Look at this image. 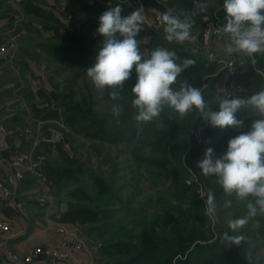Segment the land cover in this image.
Wrapping results in <instances>:
<instances>
[{"label":"rangeland","instance_id":"obj_1","mask_svg":"<svg viewBox=\"0 0 264 264\" xmlns=\"http://www.w3.org/2000/svg\"><path fill=\"white\" fill-rule=\"evenodd\" d=\"M171 1L0 0V21L5 22L0 30V48H4L0 69L17 76L18 95L31 97L33 92L37 107L34 129L21 137L16 135L21 146L13 151L33 150L35 154H44L43 170L51 182L41 186L26 171L23 183L36 191L33 196L47 197L46 203L38 200L46 208L62 214L70 206L99 213L100 219L85 227L88 233L84 229L85 234L93 235L101 243L97 247L96 264L128 261L142 248L143 231H149L156 240H166L167 244L157 252V264H165L185 242L183 237L193 232L198 239L189 251L195 246L193 251L203 250L202 254L196 253L205 258L199 264H264V216L250 218L242 229L232 233L227 221L245 216V204L237 203L234 196H225L215 184L216 178L203 176L197 166L207 148H212L218 158L234 136L224 128L212 127L197 111L181 118L167 107L151 122L135 121L132 131L121 120L135 110L131 105L135 83L127 80L119 98L113 100L108 95L111 89H96L87 76V68L95 61L84 65L76 60L77 55H72L70 48L80 44L72 40L79 37L86 52L97 54L103 37L96 29L99 16L107 7L119 4L130 11L142 7L146 22L137 40L144 58H149L157 47H163L185 53L177 63L195 60V65L186 68L173 87L178 88L187 76L195 78L191 86L202 88L206 102L214 111L218 109L216 99L227 97L226 89L227 94H236L230 98H248L264 89L259 81L224 82L223 65L204 53L206 28L200 14L194 17L195 44L166 41L162 29L151 25L153 19H149L146 7L147 4L158 6L160 14L176 8ZM180 5L182 9L189 5L187 10H194L193 1L188 4L184 0ZM199 20L203 25L198 24ZM158 40L162 41L155 46L153 43ZM193 49H196L195 57ZM208 80L214 82L212 91L206 85ZM239 88L240 93L236 91ZM115 105L123 106L119 117L112 114ZM253 120L244 122L236 134L248 131ZM170 124L175 129L169 131ZM164 133L165 137L156 144ZM211 188L218 205L215 220L206 215V195ZM228 199L233 204L225 208ZM224 232L243 239L238 246L229 244L222 240ZM187 253L176 255L172 264H180L179 259L187 262Z\"/></svg>","mask_w":264,"mask_h":264},{"label":"clouds","instance_id":"obj_2","mask_svg":"<svg viewBox=\"0 0 264 264\" xmlns=\"http://www.w3.org/2000/svg\"><path fill=\"white\" fill-rule=\"evenodd\" d=\"M194 10L177 11L173 8L161 12L158 22L163 28L164 38L168 42L195 44L193 35L194 17L206 13V0H193ZM226 13L222 31L229 42L225 51L228 54L244 53L248 56L264 54V0H224ZM121 5L117 4L105 10L99 16L96 32L103 37L95 63L87 68V76L94 87L108 92L111 99L120 96L124 83L131 78L135 66L137 80L132 87L134 99L132 107L136 110L135 120L151 122L158 118L165 107L173 109L181 118L197 111L212 127L239 129L244 122L236 113L247 108L254 111L258 118L253 120L246 132H240L228 140L226 151L215 157L212 148H207L202 160L197 162L201 174L216 178L215 184L227 197H235L237 203L245 204V216L227 221L232 233L238 232L258 214L264 216V89L254 92L248 98H217L218 111L212 110L204 98L202 88H196L182 81L179 87L178 76L195 60L179 59L176 52L157 47L149 58L140 51L137 36L146 22L142 7L130 14L123 15ZM205 19L207 17L205 16ZM196 49H193V55ZM122 105H115L112 114L119 117ZM233 201L224 202L225 208L232 207ZM218 205L213 188L206 195V215L217 219ZM243 237L224 232L223 241L238 246Z\"/></svg>","mask_w":264,"mask_h":264},{"label":"crops","instance_id":"obj_3","mask_svg":"<svg viewBox=\"0 0 264 264\" xmlns=\"http://www.w3.org/2000/svg\"><path fill=\"white\" fill-rule=\"evenodd\" d=\"M163 1L168 2L170 0ZM182 1L184 0L171 1L177 11L184 10L180 5ZM192 1L186 0L188 4H192ZM206 2L209 5L208 9L218 15L220 23L224 26L226 22V13L223 9L224 0H206ZM187 8H189V5L185 9ZM146 9L150 20L159 12L158 6L147 4ZM4 23L0 21V30L3 29ZM198 24H202V21L199 20ZM1 36L2 32L0 31V39ZM228 42L229 38L224 33L221 39L213 40L210 43V51L218 56L243 61L246 63L247 69L240 70L235 75H228L225 71L224 82L249 80L252 84L256 81L264 84V54L258 53L254 56L239 52L228 54L225 51ZM9 77L14 79L10 80ZM16 77L12 71L6 72L0 69V145L2 146L0 152V181L19 190L17 200H0V216L7 217L12 222L9 231L0 232V256L7 254L8 251L15 252L21 258L18 264H96L98 243L94 240L93 235L88 236L84 233L85 227L89 224L63 221L62 212L43 206L38 201V196H33L36 191L29 190L31 187L23 181L18 182L11 169V153L13 150H19L21 146V140L18 141L16 135L21 127L28 125H32V128L35 127V110L37 108L35 101L32 99L34 97L33 92L31 97L29 94H25L27 97L23 94H17ZM18 200L23 203V207L16 205ZM85 232H87L86 229ZM65 238L82 243L80 247L70 252L67 261L53 263L36 256L37 250L57 247ZM28 258L31 259L30 262L27 261Z\"/></svg>","mask_w":264,"mask_h":264},{"label":"built area","instance_id":"obj_4","mask_svg":"<svg viewBox=\"0 0 264 264\" xmlns=\"http://www.w3.org/2000/svg\"><path fill=\"white\" fill-rule=\"evenodd\" d=\"M159 13H157L151 25L155 28H161L163 33V28L158 22ZM205 16L207 19H205ZM200 19L205 23V54L206 56L215 62L220 63L223 65V68L227 72L228 75H235L238 71H244L247 69V65L243 61H238L228 57H222L215 55L213 52L210 51V43L213 40H219L223 37L224 32L222 31V24L220 23L219 17L217 14L210 12L207 10L206 13L200 14ZM4 55V48H0V60ZM239 86V85H238ZM236 87V86H234ZM239 93L242 89H236ZM229 90H225L224 94L228 98L232 95L236 94H227ZM235 93V91H234ZM237 93V94H239ZM32 125H28L23 128V132H19V136L21 137L24 134H28L32 130ZM2 150V146L0 145V152ZM46 156L42 153L35 154L33 150L26 151V152H19L13 151L10 156V166L13 170L15 177L18 182H22L25 176L26 171H30L36 178V180L40 183L41 186H44L46 183H50L46 173L43 170V164L45 162ZM47 187V186H46ZM19 197V190L16 187H9L3 181H0V200L9 201V200H17ZM39 201L46 203L48 199L45 195H41L37 197ZM16 205L18 207H23V203L21 201H16ZM12 222L7 217L0 216V232H7L10 230ZM81 242L77 240H71L70 238H65L62 243L54 248L49 249H39L36 252V256L45 259L46 261L53 262V263H63L67 261L70 256V252L77 247L81 246ZM101 243L97 244L99 247ZM7 254L0 256L1 264H18L21 261L20 256L12 251L6 252ZM30 258L27 261L30 262Z\"/></svg>","mask_w":264,"mask_h":264},{"label":"trees","instance_id":"obj_5","mask_svg":"<svg viewBox=\"0 0 264 264\" xmlns=\"http://www.w3.org/2000/svg\"><path fill=\"white\" fill-rule=\"evenodd\" d=\"M107 9H109V7H107L106 10ZM131 12L132 11L124 8L122 14L127 15V14H130ZM73 41L76 42L77 44L80 43L77 47L70 48L73 52L72 55H77L76 60H78V62L83 63L85 65V64L89 63L90 60L95 61L96 55L92 56L89 54V52L85 51V46L82 44L84 41H83V39H81V37H79L76 40H72V42ZM161 41L162 40L155 41L153 44L155 46L156 45L158 46ZM173 43H175V42H173ZM178 47H180V46H178ZM176 54H177L179 59H183V57L185 55V53L182 50L176 51ZM192 56L195 57L196 55H192ZM194 70H196V68L192 69L190 74ZM182 73H181V75H183ZM186 74H187V72H186ZM136 80H137V74H136L135 66H134L132 69L131 78L129 79V81H131L132 83H136ZM185 81H187L188 84H190V85H193L196 82L195 78L191 79V78H189V76H187ZM213 84H214L213 80H210V81L208 80L206 82V85L210 91H212V89H213ZM76 110L78 111L77 108H76ZM218 110L219 109H217V111ZM135 115H136V110H134L130 114L126 115L124 117V119L121 120V122L123 121L125 126L128 127V125H129V127L131 128L132 131L134 129L131 127V125L136 121ZM236 116L238 119L242 120L243 122H246L247 120H253V119L255 120L258 118V116H256V113L254 111H252L250 108L249 109L243 108V109L239 110L236 113ZM174 127H175L174 124H170L169 125V128H170L169 131L171 129H175ZM236 130H238V129H235L232 127L224 128V131H226V133L232 134V136L237 135ZM164 137H165V133L163 134V136H160L159 138H157L156 144H159ZM98 219H100L99 213L92 210V209H89V208H81V207L77 208V207H71L70 206L68 208V210L62 214V220L65 222L73 221V222H79L81 224H90V223H93L94 221H97ZM141 236H142V238H141V245H142L141 247L142 248H140L139 251H137V253L135 254L136 256L134 255L133 257H130V259L128 261L118 262L117 264H157V261H156L157 252L159 251V249L163 245L167 244L166 240H156L154 238V236H152L149 231H143ZM196 237H198V236H196L194 234V232L188 233L186 235V237H183L185 242H182L183 243V244H181L182 246H179L178 249L175 251V253L171 254L169 256V258H167V261L165 264H172L173 258L176 255H178L179 253L184 254L187 251H188V253L186 254L187 262H183L181 259H179L178 262L180 264H199V261H203V260L205 261V258L203 259V257H201L202 255H197L199 253L198 251H200V254H202L201 252H203V250H201L200 248L193 251V249L196 247L195 246L190 250L191 252L189 251V249L192 247V245H194V243H196V241L198 239ZM129 249H132V248L129 247ZM109 250H110L109 248L106 249L107 252H109ZM135 251L136 250H134L133 252L135 253ZM224 264H226V263L224 262Z\"/></svg>","mask_w":264,"mask_h":264}]
</instances>
